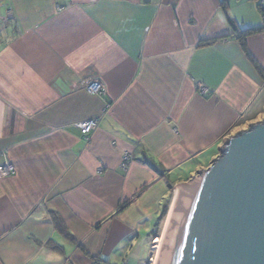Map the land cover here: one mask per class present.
<instances>
[{"label": "crops", "instance_id": "0c3cea01", "mask_svg": "<svg viewBox=\"0 0 264 264\" xmlns=\"http://www.w3.org/2000/svg\"><path fill=\"white\" fill-rule=\"evenodd\" d=\"M230 21L257 1L0 0V264L149 260L178 184L264 119V30Z\"/></svg>", "mask_w": 264, "mask_h": 264}, {"label": "water", "instance_id": "95a60500", "mask_svg": "<svg viewBox=\"0 0 264 264\" xmlns=\"http://www.w3.org/2000/svg\"><path fill=\"white\" fill-rule=\"evenodd\" d=\"M158 264H264V119L178 184Z\"/></svg>", "mask_w": 264, "mask_h": 264}, {"label": "built area", "instance_id": "2783aa9c", "mask_svg": "<svg viewBox=\"0 0 264 264\" xmlns=\"http://www.w3.org/2000/svg\"><path fill=\"white\" fill-rule=\"evenodd\" d=\"M263 0H259V2H262ZM85 88L89 93H96V94H102L105 91V87L102 83L98 81H92V82H85ZM198 92L199 94H204L205 88L198 84ZM97 118H92L88 120H82L76 123V127L79 129L81 134L88 139V136L90 133L97 127ZM131 156L128 153H125L123 155L122 161H121V167L123 169L126 168L127 163L130 161ZM14 173V166L10 164L9 162L5 163L4 165L0 166V177H5L12 175ZM154 242V240H152ZM153 247V246H152ZM110 264V263H105ZM119 264H127L126 261H121Z\"/></svg>", "mask_w": 264, "mask_h": 264}, {"label": "trees", "instance_id": "16d2710c", "mask_svg": "<svg viewBox=\"0 0 264 264\" xmlns=\"http://www.w3.org/2000/svg\"><path fill=\"white\" fill-rule=\"evenodd\" d=\"M256 1H257V9H258L259 13L261 14V18H262V24L259 28H240L233 21H230V25H231V28L233 30V34L240 41L241 45H243V39L247 35H250V34L257 32V31L264 30V0L262 2H259V0H256ZM163 214H165V209L163 210ZM51 216H52V220H53L55 227L60 232H62L66 237L70 238L71 236L67 232V230H66L63 222L61 221L60 217L55 213H52Z\"/></svg>", "mask_w": 264, "mask_h": 264}, {"label": "rangeland", "instance_id": "374dc122", "mask_svg": "<svg viewBox=\"0 0 264 264\" xmlns=\"http://www.w3.org/2000/svg\"><path fill=\"white\" fill-rule=\"evenodd\" d=\"M167 213L168 212H166V214L163 216V218H162V222H161V224H160V228H161V226H163L162 224H163V222L165 221V218H166V216H167ZM160 228L158 229V231L153 235V240H154V242H152L151 243V250H152V253H151V256L149 257V260L146 262V263H143V264H154V259H156L155 257L157 256L156 255V252L158 251V249L156 248V245H157V243H156V241H155V239H157V238H159V237H161V232H160ZM164 228V227H163ZM162 228V229H163ZM153 246V247H152ZM157 249V250H156Z\"/></svg>", "mask_w": 264, "mask_h": 264}, {"label": "bare ground", "instance_id": "6f19581e", "mask_svg": "<svg viewBox=\"0 0 264 264\" xmlns=\"http://www.w3.org/2000/svg\"><path fill=\"white\" fill-rule=\"evenodd\" d=\"M173 208H174V204H173V206L171 207L170 212H168L169 215H168V218H167V220H166V223H165L164 229H162L163 231L161 232V233H162V234H161V237L155 239V241H156V243H157L156 248L158 249V251L156 252V255H157V256L155 257L156 259H154V264H158L159 255H160V251H161V247H162V243H163V239H164V235H165V230H166V227H167V225H168V223H169V221H170V219H171L172 212H173ZM157 249H156V250H157Z\"/></svg>", "mask_w": 264, "mask_h": 264}]
</instances>
